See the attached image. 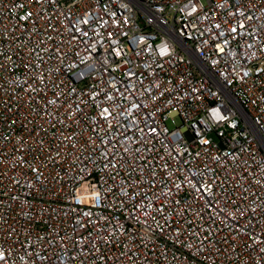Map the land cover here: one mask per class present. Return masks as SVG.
Returning a JSON list of instances; mask_svg holds the SVG:
<instances>
[{"label": "built area", "instance_id": "1", "mask_svg": "<svg viewBox=\"0 0 264 264\" xmlns=\"http://www.w3.org/2000/svg\"><path fill=\"white\" fill-rule=\"evenodd\" d=\"M0 264H264V0H0Z\"/></svg>", "mask_w": 264, "mask_h": 264}, {"label": "clouds", "instance_id": "2", "mask_svg": "<svg viewBox=\"0 0 264 264\" xmlns=\"http://www.w3.org/2000/svg\"><path fill=\"white\" fill-rule=\"evenodd\" d=\"M211 115L214 117L213 123L222 121L224 119V117L220 115L216 110H212Z\"/></svg>", "mask_w": 264, "mask_h": 264}]
</instances>
